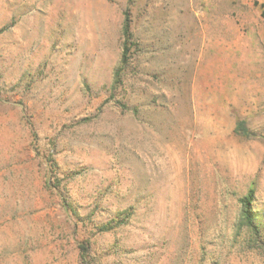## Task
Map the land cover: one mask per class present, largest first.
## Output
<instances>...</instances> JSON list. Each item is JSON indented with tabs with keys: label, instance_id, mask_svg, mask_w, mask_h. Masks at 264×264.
I'll return each instance as SVG.
<instances>
[{
	"label": "rangeland",
	"instance_id": "rangeland-1",
	"mask_svg": "<svg viewBox=\"0 0 264 264\" xmlns=\"http://www.w3.org/2000/svg\"><path fill=\"white\" fill-rule=\"evenodd\" d=\"M262 6L0 0V264H264Z\"/></svg>",
	"mask_w": 264,
	"mask_h": 264
},
{
	"label": "trees",
	"instance_id": "trees-1",
	"mask_svg": "<svg viewBox=\"0 0 264 264\" xmlns=\"http://www.w3.org/2000/svg\"><path fill=\"white\" fill-rule=\"evenodd\" d=\"M260 17L264 20V6L260 8ZM121 37H122V44H121V54L119 59L118 67L116 68L113 76V86L117 87L122 82V71L127 65L129 61V50L132 43V32L130 29V19L128 11L125 10L123 12V19L121 23ZM253 199V189H249L248 193L240 198V202L242 204V216L243 220L249 227L254 228L253 219L251 217V210L250 207L252 205ZM68 197H64V202L66 206L71 208V201H68ZM75 215V214H74Z\"/></svg>",
	"mask_w": 264,
	"mask_h": 264
}]
</instances>
